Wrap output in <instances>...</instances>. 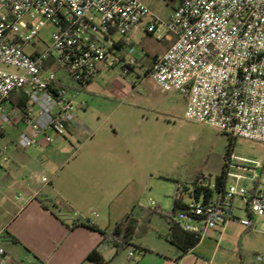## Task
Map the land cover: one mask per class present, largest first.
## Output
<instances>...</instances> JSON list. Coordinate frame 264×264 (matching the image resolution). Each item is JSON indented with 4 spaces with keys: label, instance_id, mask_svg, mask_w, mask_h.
Here are the masks:
<instances>
[{
    "label": "built area",
    "instance_id": "1",
    "mask_svg": "<svg viewBox=\"0 0 264 264\" xmlns=\"http://www.w3.org/2000/svg\"><path fill=\"white\" fill-rule=\"evenodd\" d=\"M146 19L147 30L156 32L159 18L144 0H0V118L25 123L18 146L38 144L39 135L52 143V132L67 135L87 106L77 99L83 87L111 59L120 61L125 71L136 63L134 58L120 59L117 45L132 47L130 33ZM47 23L54 25L48 48L27 51L25 44H35ZM163 23L174 41L149 69L157 86L185 97L187 118L234 139L264 144V0H179ZM20 89L27 104L7 110L11 92ZM232 157L229 153L227 160ZM239 158L255 164H237L252 169V175L228 170L233 181L207 200L192 198L184 208L172 210L171 220L201 240L235 216L237 198L245 200L252 214L264 215V162ZM8 159L0 153V163ZM210 186L215 188V182ZM239 221L247 227L256 224L251 218ZM0 253V264H5L3 247ZM256 259L264 264V251Z\"/></svg>",
    "mask_w": 264,
    "mask_h": 264
},
{
    "label": "rangeland",
    "instance_id": "2",
    "mask_svg": "<svg viewBox=\"0 0 264 264\" xmlns=\"http://www.w3.org/2000/svg\"><path fill=\"white\" fill-rule=\"evenodd\" d=\"M144 1L151 6L159 21L154 34L137 35L133 48L128 46L125 50L126 58L137 59L138 63L125 71L120 61L114 63L111 59L99 76L86 84L77 96L78 100L87 101L85 110L78 112L87 125L85 135L69 134L61 141L60 135L52 132L55 138L53 145L62 152L44 156V163L36 156L32 170H38L40 175L45 174L55 181L59 179L57 173L63 179L68 178L73 168L82 162H108L116 155L124 158L121 173L127 179L131 177V181H127L130 183L125 186L126 195L130 189H135L139 192V205L144 211L157 212L143 215L133 244L118 252L114 246L108 245L113 251L110 262L112 258L127 257L130 250L135 249L136 254L131 261L138 264L144 257L139 244L151 246L166 241V237L158 233L169 231L168 220L178 188H182L184 200H192L193 181L197 176H205L208 182H215L224 169L250 176L252 169H244L237 164H255L239 157L264 162L263 143L246 138L232 139L225 131L187 118L185 97L180 93L163 91L148 75L155 52L161 51L165 44L159 35L173 36L163 21L170 18L179 0ZM53 29L54 25L47 23L40 29L35 44L27 43L25 49L48 48ZM56 70L62 72L58 65ZM0 123L7 129L6 134L0 133V153L9 157L0 163V176L5 179L8 171H12L19 179L24 173L22 167L15 164L17 156L23 151H37L40 156L41 148L36 144L27 148L18 146V127L13 121L3 122L0 119ZM5 146L8 148L4 149ZM229 153L233 154L231 160H227ZM102 155L108 160L104 161L100 157ZM48 163L57 167V171L49 168ZM22 179L28 181L29 177L23 175ZM250 182L246 180V184ZM235 203V216L238 218L230 221L222 235L210 229L194 249V253L207 259L208 263L214 260L212 264H255L258 263L257 254L264 251V215L251 217L243 198H237ZM88 206L86 214L101 223L104 211L95 203ZM239 218H251L256 224L247 227ZM119 219L113 217L111 224ZM142 264L150 263L143 261Z\"/></svg>",
    "mask_w": 264,
    "mask_h": 264
},
{
    "label": "crops",
    "instance_id": "3",
    "mask_svg": "<svg viewBox=\"0 0 264 264\" xmlns=\"http://www.w3.org/2000/svg\"><path fill=\"white\" fill-rule=\"evenodd\" d=\"M176 6L177 4L174 9ZM147 23L146 19L131 31L130 37L133 45L137 35L143 37L146 33L154 34L147 30ZM167 36V34H163L161 39L165 41V44L161 51L155 52L153 61L174 41V36L171 38H167ZM128 46L123 43L117 45V54L120 59L129 60L124 55ZM135 60L136 63L131 68H134L138 63V60ZM5 103L7 110H12L16 106H24L15 102L11 96ZM12 121L18 127L19 135L27 128L25 123L19 119L13 118ZM86 129V123L82 116H79L78 122L71 127L69 133L65 136L60 135V140L68 138L69 134L79 137L85 135ZM6 132L7 129L5 126L1 127L0 123V133L4 135ZM38 139L39 143L36 145L41 148L40 156L37 151H23L17 156L15 164L20 165L24 173L19 179L12 171H8V177L5 179L0 176V247L5 250L4 256L7 259L5 264H98L88 258L89 253L97 247L106 259H111L113 251L109 249L108 245H114L103 241L104 236L101 232L84 225L77 227L70 225L76 218L92 220L86 214L89 209L88 204L92 203L104 211L101 223L93 221L105 228L112 227L128 213L139 209V192L130 189L126 195L125 186L130 183L127 181L131 177L127 179L121 173L122 166L125 165L124 158L116 155L108 162H82L73 168L68 178L63 179L60 173H57L58 180L54 181L48 178L47 181H41L33 176L36 173L41 174L38 170L32 171L35 167L34 162L37 161L36 156L44 163V156L48 157L51 153L62 151L55 148L54 141L46 143L41 135L38 136ZM86 153L93 154L91 151ZM97 153L101 154L102 152ZM89 154L86 155L89 156ZM100 157L104 161L108 160L104 155ZM47 165L57 171V167H53L51 163ZM23 175L29 177L28 181L22 179ZM43 175L47 177V175ZM246 180L248 179H243L242 182L248 187H252L253 182L246 184ZM231 181L233 178L227 175L226 183ZM19 193L21 194L20 198L17 197ZM184 201L189 202L190 200ZM44 204L49 206L45 207ZM144 214L145 211H143ZM249 214L254 217L250 210ZM113 217L120 219L111 224L114 221ZM233 218L238 217L234 216ZM232 219L214 230L222 235ZM168 222L169 231L166 234L158 233L159 236L166 237L164 243L151 246L139 244L138 247L141 248L144 257L138 264H142L143 261H148L150 264H212L214 262V260H210L208 263L207 259L194 253V249L200 245L199 242L203 238L196 243L197 237L194 233L185 230L171 218ZM12 235L17 236L19 241H15ZM1 256L0 253V258ZM133 257L129 252L127 257L112 258L110 264H137L131 261ZM255 264L258 263L255 262Z\"/></svg>",
    "mask_w": 264,
    "mask_h": 264
},
{
    "label": "trees",
    "instance_id": "4",
    "mask_svg": "<svg viewBox=\"0 0 264 264\" xmlns=\"http://www.w3.org/2000/svg\"><path fill=\"white\" fill-rule=\"evenodd\" d=\"M50 60L47 61L46 65H50ZM130 68L132 65H129ZM149 72V69L147 73ZM16 92V93H15ZM10 96L15 100V102L19 104L26 105L27 104V97L22 89L20 90H13L10 94ZM232 139H234L232 137ZM233 144V142H231ZM227 180V174L226 170L224 169L221 174H219L215 179V188H212L210 186L211 182H208L205 176H197L193 181V189L191 192V197L194 199H200L201 197L204 200H207L210 196L214 194L216 190L222 189L226 185ZM185 188H188L187 186ZM186 202L184 201V192L182 188H178L175 198H174V204H173V210L181 209L186 206ZM45 207H48V204H44ZM140 209H135L128 213L123 219L116 222L112 227H102L97 222L91 220L90 218H76L72 223L71 227H77L80 225H84L87 227H90L92 229H95L103 234V241L112 243L116 249L117 252L126 246H129L133 244V238L136 233L137 227L140 223V220L143 218V211L144 208L138 205ZM154 211H147L145 210V214L149 215ZM13 239L15 241H19V238L15 235H12ZM200 241L199 238H196V243ZM195 243V244H196ZM88 258L96 261L98 264H110V259H106L100 249L97 247L93 249L89 255Z\"/></svg>",
    "mask_w": 264,
    "mask_h": 264
}]
</instances>
